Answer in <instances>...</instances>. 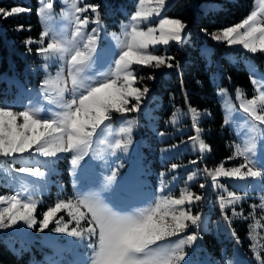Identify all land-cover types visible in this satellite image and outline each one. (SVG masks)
<instances>
[{"label": "snow or ice", "instance_id": "obj_1", "mask_svg": "<svg viewBox=\"0 0 264 264\" xmlns=\"http://www.w3.org/2000/svg\"><path fill=\"white\" fill-rule=\"evenodd\" d=\"M168 3L169 0H138L128 24L119 33L108 34L115 42L114 47L99 49L100 32L104 27L99 4L63 0V24L57 27L53 24V0H37V15L44 27L38 40L30 37L25 40V44H39L41 46L37 52L46 61L64 63L54 75H49L42 82L48 107L29 100L21 110H16L15 104L0 102V166L10 181L16 183L11 195H0V229L20 225L17 228L19 232L36 229L42 233L54 224L50 232L86 242L85 247L90 250V255L78 264H188V252L185 249L202 239L207 222L202 212L193 213L190 207L205 197L192 192L187 184L180 189L179 195H175L161 179L160 194L146 207L120 210L104 196V192L117 179V169L106 177L105 184L98 190L77 194L74 199H58L38 219L36 213L40 201L27 194L28 182L17 177V174L46 177L47 173L34 166L33 160L36 164L42 162L48 173H54L60 156L71 154L70 163L75 173L86 156L103 158L104 152L115 155L118 151H129L134 129L139 123L138 115L129 118V114L142 111L151 91L147 84L135 86L145 77L138 76L134 66L156 70L181 67L175 57L156 54L157 46H168L170 42L180 44L187 38L185 22L161 16ZM208 7L222 10L218 5ZM89 10L93 14L91 19L88 15L81 18V14ZM30 11V8L23 7H13L10 11L0 8V16ZM154 18L156 24L152 26ZM90 24L95 27L89 29ZM17 30L25 29L21 25ZM27 30H31L30 25ZM203 31L217 42L242 46L252 54H264V0H259L258 5L240 22L211 33L207 29ZM45 38L48 39L46 45ZM201 55L208 57L210 62L212 50L204 48ZM250 73L252 97L248 98L243 89L235 90L237 100L241 101V118L249 135L242 144L234 145V155L227 158L242 157L243 162L226 168V161H221L215 167L205 165L202 170L188 174L187 181L193 182L202 171L208 184L200 183L198 186L201 189L206 186L225 189L226 185L220 182V178L264 181V160L253 159L258 137L264 138V73L258 76L252 69ZM147 79H155V76L149 75ZM219 93L225 95L227 89L221 88ZM183 95L187 101V92L183 91ZM228 109L230 112L236 111L234 105H229ZM180 112V109H176L167 123L176 124ZM206 114L188 105L186 115L190 116L195 131L189 140L193 150L198 149L201 153L211 151L199 127L200 116ZM114 117L121 126L116 132L117 138L110 140ZM223 123L231 125L233 121L226 116ZM96 145L105 147L101 149ZM161 151L167 152L169 149ZM39 158H43V161ZM189 163L195 165L197 161ZM17 164L21 166L16 167ZM180 167L171 164L169 171ZM160 176L163 178L165 173L161 172ZM246 195L228 192L227 196L218 197L222 225L218 224L217 227L223 226L239 245L241 238L232 227L234 220L253 218L254 222L248 225L250 230L246 235L252 241L249 247L255 264H264V243H261L264 237L259 235L260 231H264V225L261 224L264 215L255 218L257 209L264 213V196L259 205H252L251 211L245 215L243 208L237 211L236 206ZM229 207L230 215L225 211ZM62 212L68 219H65V215L58 216ZM190 228L194 230L189 232ZM225 264H232V261L226 260Z\"/></svg>", "mask_w": 264, "mask_h": 264}, {"label": "rangeland", "instance_id": "obj_2", "mask_svg": "<svg viewBox=\"0 0 264 264\" xmlns=\"http://www.w3.org/2000/svg\"><path fill=\"white\" fill-rule=\"evenodd\" d=\"M173 1L169 0L165 10L161 13L162 17L177 18L168 14ZM53 2V24L59 27L63 24L61 16L62 8L64 7L63 0H53ZM84 2L91 3L90 0H84ZM258 3L259 0H253L252 10ZM210 5L221 6V3L208 2L206 7ZM80 6L82 7L83 4ZM134 11L135 8L132 13ZM131 14H128L125 19L120 20L119 17L111 15L108 22L101 18L104 27L100 32L99 49L114 47L115 42L108 34L119 33L122 27L128 24ZM84 15H88L90 19L93 16L90 10L87 13L81 14V18ZM39 22L43 30L44 25L40 18ZM155 24L156 18L153 19L152 26H155ZM92 27H95V25L90 24L89 29ZM185 31L187 38L183 43L170 42L168 46H157L156 54L173 56L181 63L182 54L174 49L176 46L182 48L184 43L189 40L188 25ZM34 39L38 40L39 37ZM47 42L48 39L45 38V45ZM33 45L37 48L41 46L39 44ZM196 45L200 55L201 50L204 48L212 50L210 62L208 57L201 56L206 61L209 79L217 93L224 119L228 116L233 121L231 125H225L233 135V140L229 145L231 156H233L234 145L242 144L249 135L245 122L241 118L243 115L239 111L241 101L237 100L235 90L237 88L243 89L246 91L247 97L251 98L253 86L250 92L242 85H235L232 81L229 84H224L222 78L224 61L243 65L247 69L249 76L251 74L250 69L254 70L259 76L264 73V54H252L244 50L242 46H228L226 43L217 42L205 32L201 36H197ZM177 54L180 55V58H178ZM24 55L28 56V60L21 76L16 73L11 75L6 73L0 74V102L5 104L13 103L17 106L16 110H21L22 106L27 104L29 100L34 104L38 103L48 107V102L44 99L41 87L42 82L49 75H54L64 62L57 60L46 61L43 56L37 51L33 52L32 49L31 51H26ZM45 64H47V68ZM134 68L138 76L145 77L142 82H138L135 86L142 87L143 84H147L151 91L145 100L142 111L139 114H129V118L132 115H138L139 120L138 126L133 132V143L129 151L127 153L118 151L115 155L104 152L103 158L94 155L86 156L81 162V166L75 170V173H73L70 163L71 154H62L60 156L56 162L54 173H48L47 168L42 162L36 164L35 160H33L34 166L40 167L42 171L47 173L46 177H30L26 174H17V177L18 180L23 179L28 182L27 194L32 195L40 201L36 213L37 218L41 219V213L47 207L54 206V203L58 199H74L77 194H84L90 190H98L105 184L106 177L112 171L118 169L116 181L104 192V196L110 204L120 210L146 207L160 194L161 179L165 181L167 187L175 195H179L180 189L184 188L187 184L192 192L205 197L202 201L190 206L193 213L202 212L204 214L207 230L203 231L202 239H199L193 246L185 249L188 252V256L186 257L188 264H225L226 260H231L232 264H255L253 253L249 247L252 241L246 235L250 230L248 225L254 222L253 218L234 220L232 227L236 229L241 238V244L237 245L223 226L217 227L218 224L222 225V214L219 208L218 197L221 195L227 196L228 192H236L238 195L247 193L245 199L236 206L237 211L243 208L245 215H247L251 211V206L254 204L259 205L261 197L264 196V181H254L251 178L247 181L220 178V182L226 185L225 189L209 186L201 189L198 186L200 183L208 184L207 179L201 171L195 181L188 182L186 179L187 175L198 169L202 170L205 165L212 168L221 161H226L225 167L231 168L242 163L243 158L235 157L231 160L219 159L214 161L211 160L212 149L206 153H201L198 149L193 150L189 137L195 135V131L192 127L190 116L186 115L188 105L190 104L197 108L201 113H207L200 116L199 127L203 130V139L208 145L210 144L207 142L205 134L209 130L204 128L201 122L205 118L212 117V113L207 108L200 109L190 103L189 88L186 87L183 79L181 80L183 81V86H181L180 81L181 87H176L179 82L178 77L183 78L185 70L182 67L179 69L164 68L161 70L143 67L150 69V71H143V68L139 66H134ZM65 75L67 76L66 68ZM149 75H154L155 79H147ZM221 88L227 89V94H220L219 89ZM183 91L187 92V101H185ZM229 105H234L236 111L230 112L228 109ZM176 109L181 110L179 121L176 124L167 123ZM113 119V129L109 133L110 140L117 138L116 132L121 126L120 121L116 117ZM158 133H164V135L161 136ZM95 147L102 149L105 146L96 145ZM162 149H169V151L162 152ZM39 159L43 161V158ZM253 159L257 161L264 160V138L258 137ZM193 160L197 161L195 165L189 163ZM171 164H178L181 167L175 171H169ZM20 166V164L16 165V167ZM161 172L165 173L163 178L160 176ZM173 176L176 177L175 180L172 179ZM15 188L16 183L10 181L8 174L4 173L2 166H0V195H11ZM186 207L189 206L186 205ZM225 211L229 215L231 214L230 207L225 209ZM59 215L65 214L62 212ZM262 215L264 213L257 209L255 218L259 219ZM65 219H68L66 215ZM261 224L264 225V220H261ZM19 227L20 225H15L8 229H0V236L3 237L7 245L17 254L26 252L29 257V264H78V262L83 261L82 258L90 255V250L85 247L86 242L80 241L75 237H68L65 234L50 232L54 224L50 225L49 229H45L42 233L36 229H26L24 232H19L17 231ZM193 230L190 228L188 231L191 232ZM259 235L264 237V231H260ZM261 243H264V240H261ZM79 250L85 252V254L80 253Z\"/></svg>", "mask_w": 264, "mask_h": 264}, {"label": "trees", "instance_id": "obj_3", "mask_svg": "<svg viewBox=\"0 0 264 264\" xmlns=\"http://www.w3.org/2000/svg\"><path fill=\"white\" fill-rule=\"evenodd\" d=\"M137 1L90 0L92 4L100 5L101 18L106 22L110 20L111 15L119 17V20L125 19L132 13ZM213 1L221 3L222 10L206 7L208 2ZM252 6L253 0H174L168 10L170 16L177 17L188 25L190 33L189 40L182 48L174 46V50L182 54L181 67L185 70L183 78L178 77L179 82L176 87H181L180 81L183 79L186 87L189 88L190 103L200 109L211 110L212 117L203 119L201 125L209 130L205 137L211 146V160L214 161L231 156L229 145L233 135L223 123L224 115L220 101L210 82L206 61L200 55L196 45L197 36L202 35L203 29L211 33L240 22L250 13ZM13 7L30 8L31 11L7 17L0 16V74L16 73L21 76L28 60V56L24 53L30 48L33 52L37 51L35 45H26L24 42L30 36L38 38L42 27L37 15V0H0V8L10 11ZM21 25L25 30H17ZM29 25L30 31L27 30ZM177 56L180 58L179 54ZM143 71H150V69L143 68ZM222 78L224 84L232 81L235 85H242L251 92L250 76L243 65L228 63L225 60ZM0 264H29V257L26 252L17 254L0 236Z\"/></svg>", "mask_w": 264, "mask_h": 264}, {"label": "crops", "instance_id": "obj_4", "mask_svg": "<svg viewBox=\"0 0 264 264\" xmlns=\"http://www.w3.org/2000/svg\"><path fill=\"white\" fill-rule=\"evenodd\" d=\"M79 252H80V253H84V254H85V252H83V251H80V250H79Z\"/></svg>", "mask_w": 264, "mask_h": 264}, {"label": "bare ground", "instance_id": "obj_5", "mask_svg": "<svg viewBox=\"0 0 264 264\" xmlns=\"http://www.w3.org/2000/svg\"><path fill=\"white\" fill-rule=\"evenodd\" d=\"M85 258H82V260H84Z\"/></svg>", "mask_w": 264, "mask_h": 264}]
</instances>
